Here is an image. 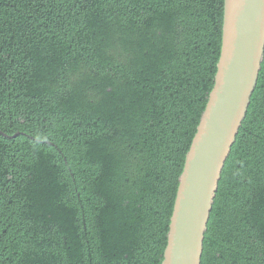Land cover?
<instances>
[{
  "label": "trees",
  "instance_id": "obj_1",
  "mask_svg": "<svg viewBox=\"0 0 264 264\" xmlns=\"http://www.w3.org/2000/svg\"><path fill=\"white\" fill-rule=\"evenodd\" d=\"M223 0H0V264H161ZM201 264H264V56Z\"/></svg>",
  "mask_w": 264,
  "mask_h": 264
},
{
  "label": "water",
  "instance_id": "obj_2",
  "mask_svg": "<svg viewBox=\"0 0 264 264\" xmlns=\"http://www.w3.org/2000/svg\"><path fill=\"white\" fill-rule=\"evenodd\" d=\"M264 56V0H223L212 89L185 156L161 264H201L225 161L245 118ZM0 131L4 138H14Z\"/></svg>",
  "mask_w": 264,
  "mask_h": 264
}]
</instances>
